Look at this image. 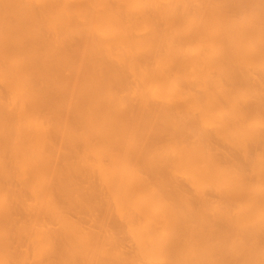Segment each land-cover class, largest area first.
Masks as SVG:
<instances>
[{
    "label": "bare ground",
    "instance_id": "1",
    "mask_svg": "<svg viewBox=\"0 0 264 264\" xmlns=\"http://www.w3.org/2000/svg\"><path fill=\"white\" fill-rule=\"evenodd\" d=\"M0 264H264V0H0Z\"/></svg>",
    "mask_w": 264,
    "mask_h": 264
}]
</instances>
